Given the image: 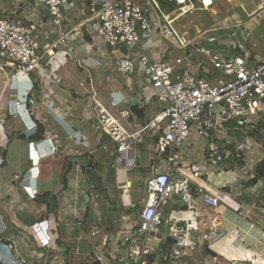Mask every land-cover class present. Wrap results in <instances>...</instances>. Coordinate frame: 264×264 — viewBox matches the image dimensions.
<instances>
[{
	"label": "crops",
	"instance_id": "crops-1",
	"mask_svg": "<svg viewBox=\"0 0 264 264\" xmlns=\"http://www.w3.org/2000/svg\"><path fill=\"white\" fill-rule=\"evenodd\" d=\"M260 12L264 13V6L252 11L246 9L245 21L238 17L226 26L215 28L218 34L209 38L224 39L228 34L238 38L240 33L233 28L247 22L252 24L250 21ZM0 15L21 21L39 18L25 0H0ZM39 19L47 20L48 14ZM157 38L155 28L143 36L144 49L170 59L164 50L155 48L153 42ZM239 38L236 45L240 52L234 55L241 54L238 44L243 41ZM146 41L150 42L147 43L149 47ZM206 42L204 39L187 48L180 46L185 54L176 58L188 56L195 43L204 46ZM209 46L204 47H213ZM70 47L69 51H57L43 70L49 81L41 85L34 83L29 117L7 115V107L18 98L17 90L31 87L36 76L20 74L16 88H11L10 77L0 74V114L2 111V116L7 115L6 123L0 122V254L12 259L3 242L16 239L20 243L22 239L20 257L34 263L41 260L88 264L95 260L94 252H97L105 256L106 264H116L115 256L127 255L132 248L130 241L123 244L124 237L139 223L147 199V181L159 165L160 156L156 151L159 134L151 129L145 137L151 143L140 142V152L136 151V142L131 149L118 152L109 135L104 134L107 136L104 138L98 133L92 118L93 97L106 105L114 100L117 106L112 107V112L131 133L145 126L164 104L152 97L153 105L149 107L147 85L140 84L134 75L125 77L115 73L114 53L103 40L85 32L84 37H72ZM84 49L91 54L86 56ZM202 55L193 52L189 57L193 71L207 78L213 67ZM262 59L264 52L259 56L252 54L249 63ZM86 67L97 70L88 73ZM46 96L53 101L56 110L66 115L65 119L49 111L44 102ZM122 110L129 116L124 117ZM137 121L144 124L140 127ZM50 136L61 147L55 155L45 154L51 145ZM260 136L264 137V126L258 138ZM193 147L190 142L181 150L183 171L193 186L195 206L188 209L174 198L162 209L164 224L152 235L155 250L150 264H171L163 256L167 251L169 226L172 223L182 225L185 221L195 230L191 256L183 264H264V178L252 181L256 167L264 163V159H257L255 166L252 165V177H237L234 174L237 166H208L204 160L206 146L198 150ZM89 155L94 156L92 161L87 160ZM246 162L245 155L238 166ZM67 163L72 165L64 181L62 176ZM228 169H232L231 175L223 171ZM63 183L66 186L62 189ZM205 195H217L218 205L205 204ZM50 199L56 202L54 208H51ZM92 226H97L100 234L93 235ZM3 264L9 263L5 260Z\"/></svg>",
	"mask_w": 264,
	"mask_h": 264
},
{
	"label": "built area",
	"instance_id": "built-area-1",
	"mask_svg": "<svg viewBox=\"0 0 264 264\" xmlns=\"http://www.w3.org/2000/svg\"><path fill=\"white\" fill-rule=\"evenodd\" d=\"M35 1L47 8L48 21L39 18L21 21L0 15V74L10 77L11 88H16L20 74L32 78L36 76L31 87L17 90L18 98L7 107V115L30 116L35 84L49 81L43 70L57 51L70 50L72 37H84L85 32L99 36L112 48L116 74L125 77L134 75L140 84L156 90L153 99L164 104V108L145 126L131 133L112 112V107L117 106L114 100L106 105L93 97L92 118L98 133L109 135L118 152L131 149L136 137L143 131L156 129L159 134L156 142L158 155H167V159L159 161L158 168L155 167L154 174L147 181V199L138 225L128 236H122L126 240L123 244L131 242V251L127 255L115 256L116 264H150V256L155 250L152 235L164 224L162 209L174 198L188 209L195 206L194 189L183 171L181 150L192 131L207 140L204 160L211 167L242 164L245 153L240 144L250 145L253 139L258 140L264 126V59L250 64L252 51L243 42L238 44L240 55H224L199 43L194 44L188 56L173 61L156 51L146 52L142 39L154 28L159 38L173 41L183 48L193 44L175 26L179 16L177 10L181 8L185 13L192 12L200 3H205L204 0H171L177 2L178 8L168 13L158 0ZM193 52L204 54L209 64L222 71L229 80L212 84L194 72L189 57ZM44 102L49 111L66 118L47 96ZM121 114L129 116L126 110H122ZM7 115L2 116L1 111V123H6ZM50 140L51 145L45 154L55 155L61 147L52 136ZM181 174L183 178L179 177ZM204 202L217 206L219 198L217 195H205ZM91 230L93 235L101 232L97 226H92ZM194 230L195 227L187 221L182 225L172 223L169 226L170 243L166 253H162L164 259L171 264H183L191 256ZM3 245L12 259L0 254V264L5 260L9 264H58L23 259L16 239L3 242ZM94 258L106 264L104 255L94 252Z\"/></svg>",
	"mask_w": 264,
	"mask_h": 264
},
{
	"label": "rangeland",
	"instance_id": "rangeland-1",
	"mask_svg": "<svg viewBox=\"0 0 264 264\" xmlns=\"http://www.w3.org/2000/svg\"><path fill=\"white\" fill-rule=\"evenodd\" d=\"M25 2L26 5H28V7L32 9L33 12L37 13V17L41 18V15L48 14L47 8L43 5H39L35 0H25ZM263 3L264 0H211L210 3H200L197 9H194L192 12H189L186 15L177 19L175 21V26L180 31L181 35H183L188 41L200 42L205 39L208 43L207 42L204 43L203 44L204 46H209V45L213 46L212 48L210 46L209 47L212 50L222 53L224 55H234L240 52L238 51L236 45V40H238V38L240 37L241 40L244 42V44L252 51V54H258L259 56L264 52V13L260 12L255 17H253L252 20L250 21V23L252 24H249L247 22L245 23V25H240L239 27L233 28L236 31H238L240 35L242 34L241 36L239 35L238 38L236 36H233L232 34L226 35L225 37H223L224 39L221 38L222 40L221 39L216 40L215 38L213 39L209 37H211V35L218 34V31L214 30L215 28L226 26L229 23H231L232 20L238 19V17H241L242 20L246 19L247 18V15L245 14L246 9L248 11H252L258 8V6L263 7L264 6L262 5ZM162 8L166 13L169 12L168 10H166L164 6H162ZM153 15L154 17L157 18V14L154 13V10H153ZM160 21L162 22L163 19H161ZM229 33H231V31ZM94 37H96L98 40L99 39L102 40L101 38H99V36H94ZM147 43L150 44L149 41L148 42L146 41L145 45H147ZM160 43H163L165 45H161ZM254 43H257V45L256 44L254 45ZM149 44L147 45L148 47ZM153 44H155V48H157V51L164 50V52L167 53L166 55H169L170 60L172 61L176 58V56L185 54V51L183 49H180V46L174 44L173 41H169L158 37L157 40L153 42ZM214 47L215 49H213ZM83 52H85L86 56H89L88 55L89 53L91 54V51L88 50L86 51V49H84ZM202 56L203 59H206L204 55ZM86 70L88 73L90 72L93 73V71L97 69L92 70L89 67H86ZM100 72L103 74L105 73L103 69H100ZM207 79L212 84H222L227 82L229 80V77L226 76L219 69L213 68L212 73L209 74ZM145 90L146 92L149 93L147 103H149L148 105H150L149 107H151L152 93L155 92L156 90H154L149 85L145 87ZM149 113L152 112L149 111ZM137 123L141 124L140 127L144 124V122L142 121H137ZM127 127L132 129L130 126ZM150 132H152V130L147 129L146 131L143 132L141 136L138 135L136 137L135 147L137 152H140L141 150L140 148L142 147V143L140 144V142L151 143L149 139H145L146 135L149 134ZM102 136L104 138H107V136L104 134H102ZM190 142L193 143L194 146L193 148H195L196 150L202 149L204 146L207 145V140L202 136L198 135L196 131H192L190 137L185 141L184 144ZM143 144L146 146L145 143ZM240 146L243 147L244 149V153L247 156V162L244 164V166L235 167L236 169L234 171L235 172L234 174L237 177L243 176L250 178L254 174L253 171L254 167L252 165L255 166V163L258 162L257 159H264V137L260 136L258 140L253 139L250 145L240 144ZM147 147H150V145H148ZM182 147H184V145L181 146V148ZM89 156H90L89 158L88 156H86L87 160L92 161L94 159V156L91 155ZM164 158L167 159V155L161 156L160 160L163 162ZM87 160H86V164L88 165L89 162ZM71 165L67 163V165L65 166L66 172L63 173L62 176L64 181L65 178H67L66 176L67 173L71 171ZM224 166L230 168L229 167L230 163H227ZM88 169H90V167ZM223 171L224 173L229 172L228 174L226 173V175H231L233 173L232 169H228L227 171L223 170ZM226 177L229 178L230 176H226ZM63 186L65 187L66 184L65 183L62 184V189ZM125 187L126 184H124L123 190L125 189ZM135 192L136 191H134V193ZM33 198H35V194ZM37 202H38L37 200H34V203ZM55 203L56 202L53 199H50V204H52L51 208L55 207ZM22 241H23L22 239L19 241L20 242L19 246L21 247H22Z\"/></svg>",
	"mask_w": 264,
	"mask_h": 264
},
{
	"label": "trees",
	"instance_id": "trees-1",
	"mask_svg": "<svg viewBox=\"0 0 264 264\" xmlns=\"http://www.w3.org/2000/svg\"><path fill=\"white\" fill-rule=\"evenodd\" d=\"M160 2V4L162 6H164L166 8V10H168L169 12L174 10L178 4L176 1H171V0H158ZM136 109L138 110V108L136 107ZM40 137V135H37V138ZM1 150V149H0ZM4 154H6V152H4ZM264 178V163H260L257 167H256V171H255V177L252 179V181L254 182L255 180ZM170 243V238L168 237L167 241H166V247L167 245ZM210 253V252H208ZM88 264H101L100 262H98L97 260H93Z\"/></svg>",
	"mask_w": 264,
	"mask_h": 264
},
{
	"label": "bare ground",
	"instance_id": "bare-ground-1",
	"mask_svg": "<svg viewBox=\"0 0 264 264\" xmlns=\"http://www.w3.org/2000/svg\"><path fill=\"white\" fill-rule=\"evenodd\" d=\"M205 2H209L210 0H204ZM202 6V5H201ZM182 12V13H181ZM177 13H179V16H178V18L177 19H179L180 17H182V16H184V15H186L187 13H185V11H183V9H181V8H179L178 10H177Z\"/></svg>",
	"mask_w": 264,
	"mask_h": 264
}]
</instances>
